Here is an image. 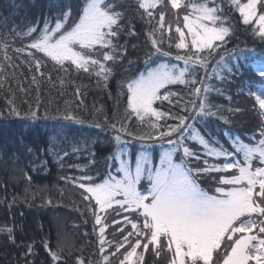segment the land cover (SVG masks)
Instances as JSON below:
<instances>
[{"label": "snow or ice", "instance_id": "6c2138e0", "mask_svg": "<svg viewBox=\"0 0 264 264\" xmlns=\"http://www.w3.org/2000/svg\"><path fill=\"white\" fill-rule=\"evenodd\" d=\"M229 2V11H238L251 35L264 44V0ZM50 7L55 12L44 18L43 27L37 22L12 38L13 42L29 41L14 51L29 58L23 62L34 73L31 83L37 93L45 75L42 58L64 71L74 68L95 75L98 83L102 81L106 87L114 66L118 60L123 61L127 51L126 44L119 43L121 35H137L132 21L125 23L126 0H52ZM166 10H171L177 21L178 39L174 47L178 51L174 59L183 66L160 62L162 57L173 55V37L169 35L172 25L167 22L166 27ZM177 10H186L182 27ZM136 14L150 27L146 33L150 51L145 55L143 67L135 66L130 59L127 61V78L120 85L122 90L126 89L121 93L126 95L125 120L109 123L105 117L104 124H95L101 132L111 133L108 143L113 145V151L104 161L108 171L103 176L84 172L79 177L67 178L83 190V200L94 217L102 264H110L109 255L105 254L108 243L105 231L106 221L113 213L121 217L112 223L118 225L116 231L122 239L114 242L115 252L111 255L125 249L119 264H147L146 253L153 255L157 264L161 260L164 264H264V60H252L248 65L246 62L252 58L247 46L237 45L231 51L224 47L235 29L216 6V0L198 3L136 0ZM166 39L169 50L163 48ZM9 47L7 35L0 36V52L11 67ZM132 47L135 49L136 45ZM179 50H185L184 54ZM246 66L252 67L262 82L256 91L247 80L241 87V91L246 88V94L254 98L260 124L255 132L245 134L246 139L224 129L222 141L220 135L211 131L212 119L228 125L230 117L242 110L213 104L210 94L225 96V91L208 81L215 78L229 84L244 75ZM4 70L0 65V73ZM198 70L204 74L197 75ZM5 79L0 75V89ZM173 85L187 86L191 98L185 101L179 92L170 90ZM19 91L27 93L23 87ZM75 95L80 98L79 88ZM157 102L161 105L167 102L179 111H161L154 107ZM83 103L80 100V105ZM7 104L6 113L0 111V118L83 123L70 106L63 111L58 108L55 116L46 109L41 117L39 95L35 105L29 103L24 112L13 97ZM132 117L139 121L140 127L133 129L128 125L127 120ZM64 140H67L65 125L53 124L49 147L44 151L59 157V145ZM132 142H138L135 150L129 147ZM68 155L67 151L63 152L64 157ZM95 226H99L98 230ZM0 234L16 245L13 228L0 226ZM21 246L28 250L25 257L32 254L31 244L17 245ZM44 247L49 249L46 241ZM49 255L54 264L60 260L55 251H49ZM25 264L30 262L25 259ZM77 264L84 261L77 258Z\"/></svg>", "mask_w": 264, "mask_h": 264}, {"label": "trees", "instance_id": "16d2710c", "mask_svg": "<svg viewBox=\"0 0 264 264\" xmlns=\"http://www.w3.org/2000/svg\"><path fill=\"white\" fill-rule=\"evenodd\" d=\"M187 2L198 3L201 0H188ZM51 4L52 0H0V36L7 35L10 44L8 55L12 57L10 62L12 66L9 67V62L3 58V52H0V65H3L5 69L0 75L6 77L3 88L0 89V111L6 113L7 101L10 97L15 99L22 112L27 111L28 104L35 105L36 97L39 95L41 117L44 116L46 109L51 116H55L58 108L63 111L65 107L70 106L83 123L75 124L52 119L31 121L17 117L0 118V226L13 228L16 239V245H13L8 242L5 234H0V264H25V259L30 264H54L51 256L43 252V247L44 242L49 243V236L57 230L58 234H65L59 229L62 222L54 223L55 214L60 212L64 213L66 218L71 219L69 230L72 225L77 223L76 230L80 231V235L83 234V231L87 239L93 241L89 236L94 220L87 204L85 203L84 207L82 203L83 196L80 194L82 189L67 178L79 177L84 172L94 177L98 174L103 176L108 171L104 161L113 151V145L108 143L111 133L110 131L101 132L95 127V124H104L105 117L109 123L119 124L125 120L126 95L121 93L122 91L126 92V89L122 90L120 85L127 78L125 72L128 67L127 61L130 59L135 66L143 67L145 55L150 51V44L146 36L150 27L136 14V0H126L125 23L131 20L137 35L129 36L127 33L121 35L119 43L126 44L127 51L123 61L118 60L117 65L114 66L107 86L105 87L102 81L98 83V78L95 75L82 70L76 71L74 68L64 71L53 65L47 58H42L41 63L45 65L42 71L45 75L37 93L36 86L31 83L34 73L29 72L28 63L23 62L29 58L26 54H18L14 51L15 48L23 47L29 41L16 39L13 42L12 38L16 32L26 31L28 27L36 25L37 22L40 27H43L44 18L51 17L55 12V8L50 7ZM216 6L221 8L235 29L228 44L224 47L231 51L237 45L247 46L252 58L246 62L248 65H251L250 62L253 59L264 60V44L251 35L249 26L242 23L238 11L235 9L229 11V0H216ZM132 45H136V48L134 49ZM163 48L169 50L167 41L163 44ZM172 50L178 51L174 45L171 47V52ZM180 51L184 52L185 50ZM37 55L42 57V54ZM248 68L252 69V67L246 66L244 71ZM203 74L198 70L197 75ZM208 83L217 87V80L214 78ZM20 87L25 88L27 93L20 92ZM182 87L189 89L187 86H179V88ZM77 88L81 93L79 99L75 95ZM179 88L173 85L170 90ZM182 97L185 101L191 98L189 96L185 98L183 93ZM209 99L213 104L221 105L225 109L229 108L226 106L228 104L233 109L242 110L230 117L231 123L228 125L212 119L211 131L220 135L222 141L224 138L221 133L224 129L245 139V134L256 131L257 125L241 105L233 102L230 104L226 101L225 96L217 95L215 92L210 94ZM80 100L84 101L83 105H80ZM24 101H28V103H24ZM154 107L156 106L154 105ZM163 108L161 107L160 110L164 111ZM96 109H101L102 112H96ZM170 110L176 113L179 108L172 105ZM241 116H244L242 120ZM134 118L127 120V123L136 129L138 127L135 125L136 119ZM172 122L168 121V123ZM56 123L65 125L67 135V140L59 145V157L44 151L49 147L48 137L51 126ZM242 123H246L244 128ZM249 127L252 128L248 130ZM20 137L23 138L22 141L19 139ZM29 148H31V152L28 151ZM74 148H78L79 151L74 152ZM64 151L69 153L67 157L63 156ZM12 162H15L18 167L15 172L10 170ZM64 186L75 188L79 192L72 191L71 195H69L70 193L65 194L62 192ZM14 198L15 202H13ZM94 238L97 243L98 232ZM110 242L113 245V239ZM28 244L32 245V252H37L38 258L34 257L33 253L25 257L24 253L28 251L27 248L17 247V245ZM60 246L49 245V251H55L60 255V260L56 264H77V258L83 260L84 264H89L90 259H87V255H85L87 254L86 249L82 251V243L75 246L73 252L64 249L62 244ZM68 253L70 255H67Z\"/></svg>", "mask_w": 264, "mask_h": 264}, {"label": "rangeland", "instance_id": "374dc122", "mask_svg": "<svg viewBox=\"0 0 264 264\" xmlns=\"http://www.w3.org/2000/svg\"><path fill=\"white\" fill-rule=\"evenodd\" d=\"M243 2H246V0L243 1ZM166 11H167L166 27L168 26L167 22H171L172 30L169 33V35H171L173 37L172 45H174L175 41L178 39V35L175 33V26H176L177 21H176V19L174 17V14H173V12L171 10H166ZM177 11H180V21H179V23H180V26L182 27V25H183L182 17L185 14L186 10H177ZM184 31H185V33L187 32L186 29ZM165 41H167L169 43V41L167 39ZM165 50H167V49H165ZM172 52H173L172 53L173 54L172 57H162L160 62L180 63V65L183 66L182 62H177L174 59V56L177 53V51L176 50H172ZM180 53L184 54L183 51H180ZM255 61H257V60H255ZM250 63H252V61ZM200 71L203 72V70H200ZM208 71L211 72V69H209ZM245 80L252 82V84H253L252 90L253 91L258 90L257 86H259L262 83L260 81L259 77L256 76L253 73V69H249L248 68L247 70L244 71V75L243 76L234 79L233 82H231L229 84H222L220 81H217L216 84H217V87H220V88L224 89L225 97L226 96H231L232 97L231 101H229L228 99L225 98L226 101L229 102L230 104L233 102V103H238L239 105H241L244 108V111H246V110L248 111V113H249L250 117L252 118L254 124L257 125V127H258V125L260 124V119H259V116H258V111L259 110H258V108H254V98H252V97H250L249 95L246 94L247 93V89L246 88H245L244 91H241V87L244 85V81ZM174 86L176 88H179V86L181 87V86H185V85H174ZM172 91L179 92L181 97H182V93H183L185 98H187V96H189L188 93H189L190 89H187L186 87H182V88H179V89H176V90L173 89ZM173 99H175V98H173ZM155 106L158 107L159 109L161 107H164L163 108V109H165L164 111H169L171 109L172 105H169L167 102H164L162 105L157 103ZM226 106L227 107H231L228 104ZM240 118L242 120V118H244V116H241ZM134 119H136V118H134ZM135 121H136L135 125L137 127H140L139 121H137V120H135ZM245 124L246 123H242V127L243 128L245 127ZM251 128L252 127H249L248 130H250ZM129 147L131 149L135 150L138 147V142H132V144H130ZM157 156H158V152H157ZM10 164H11L10 170L15 172L18 169V167L16 166V163L12 162ZM19 164H21V163H19ZM201 186L205 187L206 189L208 188L207 184H202ZM72 191L79 192L75 188L66 187V186H64L63 190H62V192H65V194H69L70 193L69 195H71L73 193ZM82 192H83V190H82ZM82 192H80L81 195H82ZM81 199H82V203H83V205L85 207V203L87 204V202L83 200V197ZM93 203H94V201H93ZM58 212H60V211H58ZM109 212H111V210H109ZM63 214L64 213H62V212L56 213L55 214V218H54V223H56V222L59 223L61 221L62 224H61V226H59V229H61V231H63L65 234H62V233L58 234L57 233L58 230H57L54 234L49 236V238H50L49 239V241H50L49 243L50 244H54V245H58V246H60L62 244V247L64 249H68L70 252H73L75 250L74 247L77 246L78 244L82 243V247L81 248H82V251L86 249L85 251H87V254H85V255H87V259H90L89 264H102V258H101V254L99 252V243H98V240H97V243H96V240L94 238L97 235L98 231H94V225H92L91 234L89 236L93 241H90L89 239H87V236H85V233L83 231H82L83 234L80 235V231L76 230L77 223L72 225V228H70V230L72 229V231H70L69 230V226H70V220L71 219L69 217L66 218ZM92 219L94 220L93 217H92ZM113 219L121 220V217L120 216H116L113 213L109 217V219L106 221V223L108 224V227L106 228L105 236H106V241L108 243H106V245H105V249H106L105 254L109 255L110 264H119V260L123 258V252H124L125 249H121L120 253H118L116 256H112L111 255L112 252H115L114 242H119L122 239L120 233L116 231V229H117L116 227H118V225L115 226V224L112 223ZM119 226H123V225L121 224ZM95 227L98 230L99 226H95ZM127 227H128L129 230H131L130 225H127ZM115 231H116V233H113ZM112 239L114 241L113 245H112V242H110V240H112ZM125 248H127V245H125ZM43 252H45L49 256V249L46 250L45 247H43ZM36 253L37 252L34 251L33 255H34V257L38 258V255ZM67 255H70V253H68ZM145 259L147 261V264H157L156 258L153 255H151V254H147L146 253ZM159 264H164V261L161 260L159 262Z\"/></svg>", "mask_w": 264, "mask_h": 264}]
</instances>
